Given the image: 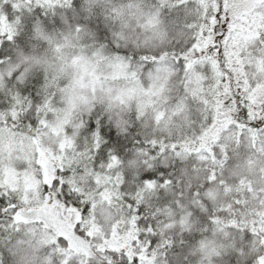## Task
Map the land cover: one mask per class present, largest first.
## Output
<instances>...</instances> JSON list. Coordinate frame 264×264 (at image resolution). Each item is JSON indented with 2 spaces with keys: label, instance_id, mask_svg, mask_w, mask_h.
Instances as JSON below:
<instances>
[{
  "label": "clouds",
  "instance_id": "obj_1",
  "mask_svg": "<svg viewBox=\"0 0 264 264\" xmlns=\"http://www.w3.org/2000/svg\"><path fill=\"white\" fill-rule=\"evenodd\" d=\"M169 2L164 12L161 0H0L14 32L12 47L0 44V196L48 223L0 228V264H133L139 255L153 264H231L234 254L236 264H259L264 135L252 140L223 124L234 118L225 109L218 121L210 67L181 64L204 13L198 0H185L179 12V0ZM219 2L207 0L208 8ZM25 10L31 32L18 23ZM240 58L236 67L260 109L264 39L249 42ZM209 121L218 131L202 139ZM45 158L67 187L44 183ZM56 200L80 211L75 248L57 235L66 212L44 207ZM133 217L134 235L159 237L150 253V242L138 243L137 253L127 240Z\"/></svg>",
  "mask_w": 264,
  "mask_h": 264
},
{
  "label": "snow or ice",
  "instance_id": "obj_2",
  "mask_svg": "<svg viewBox=\"0 0 264 264\" xmlns=\"http://www.w3.org/2000/svg\"><path fill=\"white\" fill-rule=\"evenodd\" d=\"M240 2L243 7L239 10L233 6V0H220L219 4L214 6V10H210L207 0H198V5L202 7L198 6L197 11H202L204 14L201 22L193 28L196 33L195 38L188 45L187 49L182 50L184 55L181 64H186L188 69H192L193 65L199 62L206 66L205 72H208L210 67L218 89L216 93L218 98L215 101L218 121L221 109H225V116L227 117L231 113L234 118H226L223 124L231 125L233 128L239 127L243 130L245 136L255 140L257 135H264V128L260 127L261 124H264V106L257 109L255 94L249 87L248 80L242 78L245 76V73L241 68L236 67V65L242 66L243 64L240 58V51L244 46L256 40L258 35L261 39H264V32H261V29H264V0H240ZM161 7L164 12H168L169 8L173 7V5L169 0H161V4H158L157 8ZM187 7H193V5H188ZM181 9H185V0H179V6L176 7L175 11L179 12ZM17 15L19 16L20 13H17ZM173 15H175V12ZM20 22L26 23L27 31L31 32L32 23L27 19L26 10L24 16H21L20 21H18V23ZM13 39L14 32L7 24V19L0 16V44L3 45L4 49H9L13 46ZM15 39L19 40L20 38L15 37ZM5 54L0 52V55ZM168 55V53H164V55L159 56V60H165ZM142 59L147 60L148 57ZM151 59L155 62L157 57H152ZM35 110V105H33V112ZM12 115L15 116L16 113L13 112ZM30 118L29 116L25 119ZM35 123L36 121H33V124ZM41 123L43 124L44 122L41 121ZM209 124L211 126L205 131L202 139H206L210 134H214V130L218 131L216 122L209 121ZM102 134V128H97L93 133L97 140V147L100 145ZM63 147L64 145L62 144L61 148ZM201 147H205V145H201ZM100 151L103 154L104 148H101ZM41 155L43 156L44 154L41 153ZM59 159L60 157L51 158L53 161ZM110 159L112 163L116 162L115 156H111ZM42 164L43 181L46 185L53 188L59 185L67 187L63 176L57 172L55 164H49L48 158H45ZM109 167H111V164ZM53 195L55 193H50L49 200H51ZM102 195H105L107 198V194ZM24 199L26 203L27 197ZM44 207L50 209L59 207L66 212L67 215L64 218L65 226L57 230V235L65 238L62 243L69 244L71 248H75L78 237L73 235L72 229L76 228L79 230L81 226V214L78 207H68L66 204H61L58 200L51 203L45 201ZM237 207H239L238 204ZM25 211L26 209L22 205L17 204L15 198L9 199L6 196H0V228L18 231L20 225L36 221H41L45 228L48 227L46 220H42L39 216L30 218L25 215ZM27 211H31V209H27ZM222 215H226V213H222ZM141 222L143 223V221ZM253 231H255V228ZM134 232L135 217H133V229L127 233V240L131 242L132 248L137 253L141 251L140 247H137L138 243L142 242L143 245L147 246L150 242V247H145V251L149 253L152 247L158 246V236L149 235L146 239L144 235H134ZM89 235H92V233L89 232ZM113 238H116L115 232L113 233ZM246 238L251 240V235H247ZM122 246L128 247V244ZM76 250L79 251L80 249L77 248ZM128 257L133 258L132 251L128 252ZM236 259L237 257L234 254L231 258V264H236ZM252 259H256V257ZM125 264H127V259L125 260ZM133 264H153V261L150 255H139L133 258ZM248 264H252V260H249ZM259 264H264V256L259 258Z\"/></svg>",
  "mask_w": 264,
  "mask_h": 264
}]
</instances>
